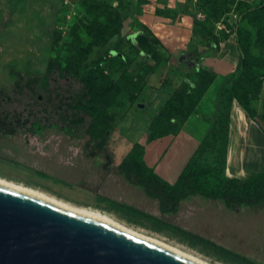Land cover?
<instances>
[{
  "label": "rangeland",
  "instance_id": "rangeland-1",
  "mask_svg": "<svg viewBox=\"0 0 264 264\" xmlns=\"http://www.w3.org/2000/svg\"><path fill=\"white\" fill-rule=\"evenodd\" d=\"M212 1L0 0V88L11 90L18 73L40 77L38 87H45L50 61L59 55L65 72L78 64L89 66L88 84L93 95L88 105L78 104L84 115L73 122L86 125L87 136L82 140L56 127L39 132L36 140L28 141L21 131L0 136V176L78 206L105 211L116 220L211 264H264V208L253 211L243 205L239 212L227 207L224 211L207 212L200 206L192 207L194 199H190L180 207L182 213L162 214L158 200L147 195L141 186L124 177L109 178L99 167L103 157L97 153L102 151L99 141L104 135L108 140L102 153L116 160L130 147L144 144L156 134L151 121L168 103L164 128L176 131L184 123L182 108L190 105L189 88L202 87L207 77L199 74L197 68L205 57L220 54L211 37H203L201 22L219 38H236L237 28L242 25L256 41L257 30L249 23L250 12L264 7V0H219L216 6L227 7L222 13L214 11ZM157 9L170 16H162L170 19L167 24L174 25L166 27L170 37L183 34L182 40L188 42L185 48L172 52L164 43L139 42L141 27L148 26L145 21L152 20ZM231 12L239 14L237 22L229 15ZM194 26L197 32L186 36V29ZM148 27L145 28L149 34L154 32ZM251 51L261 55L258 45L252 46ZM255 73L263 83L259 101L264 107L263 60L255 67ZM235 75H239L238 69ZM212 96L210 90L204 100ZM196 120L192 119L191 129L197 128ZM76 147L80 152L75 153ZM90 151L97 156L90 155ZM191 156L188 145L173 164L174 171L177 173ZM201 160L210 163L212 158L207 154ZM127 207L149 213L166 225ZM167 225L210 240L248 262Z\"/></svg>",
  "mask_w": 264,
  "mask_h": 264
},
{
  "label": "trees",
  "instance_id": "trees-1",
  "mask_svg": "<svg viewBox=\"0 0 264 264\" xmlns=\"http://www.w3.org/2000/svg\"><path fill=\"white\" fill-rule=\"evenodd\" d=\"M217 1L219 0L211 3L215 7L214 11L218 13H222L224 9L227 11L224 4L216 6ZM156 14L170 17L161 9H157ZM250 14L252 18L249 23L256 28L257 39L253 42L250 31L242 25L238 26L236 42L240 51V60L236 69L239 75L236 76L234 71L226 76H220L205 70L201 64L197 68L199 74L207 77L202 87L191 86L189 88L190 105L182 108L185 121L196 116L200 103L212 87L214 88L212 89L214 118L207 125L203 138L184 165L176 182L169 183L160 177L154 168L146 165L145 147L141 143L131 148L119 166L130 182L142 186L150 197L159 201V208L163 214L176 213L180 201L192 194L220 199L235 212L240 211L243 205H247L253 211L264 208V168L260 172L252 173L246 179L228 177L225 173L228 165L230 115L233 101L236 100L256 124L259 125L257 119L264 120V113L260 114L252 104L253 101L260 100L263 89L262 80L255 73V67L260 61H264V7H256ZM200 26L203 37L210 36L219 50L221 39H226L227 35L219 38L205 22H201ZM145 27L148 26L141 27L143 33L138 35L139 42L142 45L152 42L163 45L161 39L154 32L149 34ZM192 32L194 34L197 32L196 26ZM254 45L260 47V56L252 53L251 47ZM50 65L45 87H38L40 77H28L18 73L17 81L11 90L6 87L0 88V136L15 134L18 131L36 135L44 129L53 127L78 138L87 134L88 129L83 122L77 124L73 122L82 119L84 115V110L77 107L78 104L88 105L93 99L88 84L91 77L89 66L78 64L74 70L65 72L61 68L59 55L51 59ZM168 115L169 103L162 109L159 116L152 119L151 127L157 130L148 141L176 134L182 129L184 123L176 131L166 130L164 119ZM107 140V135H104L99 141L102 150L106 149ZM207 154L211 155L210 163L201 160ZM127 208L140 216L166 225L165 222L149 213L131 207ZM167 226L248 262L245 257L179 226Z\"/></svg>",
  "mask_w": 264,
  "mask_h": 264
},
{
  "label": "water",
  "instance_id": "water-1",
  "mask_svg": "<svg viewBox=\"0 0 264 264\" xmlns=\"http://www.w3.org/2000/svg\"><path fill=\"white\" fill-rule=\"evenodd\" d=\"M0 264H199L45 199L0 185Z\"/></svg>",
  "mask_w": 264,
  "mask_h": 264
},
{
  "label": "crops",
  "instance_id": "crops-1",
  "mask_svg": "<svg viewBox=\"0 0 264 264\" xmlns=\"http://www.w3.org/2000/svg\"><path fill=\"white\" fill-rule=\"evenodd\" d=\"M154 16L155 17L152 20L145 22L154 31V33L161 39V41L170 49V51L174 52L178 48L181 49L187 46L188 43L187 40L186 41L182 40L183 39L182 33H174L173 37H170L168 35L167 31L169 30V28L166 27L174 26L173 24L166 23V21H169L170 19H167L165 17L156 14H154ZM186 30L187 32L185 33V35L191 36L192 28L190 27ZM218 51L220 52V54L207 56L204 59H202L200 63L201 66L205 70L217 73L220 76H226L234 72L240 60V51L236 42V38L233 35H231L228 36L226 39L221 40L220 48ZM212 89L214 88L212 87ZM204 98L200 103L199 111L196 114V116L191 117L189 120L185 121L182 126V129L178 131V133L170 134L153 141H146L143 144L145 147L144 160L146 162V165L148 167L154 168L155 172L160 177H162L164 180L168 181L171 184H174L176 182L180 172L184 167V165H181L179 171L176 173L174 171L173 164L177 161L178 158H180L183 149L186 148L188 145L191 146L192 154L194 153V151L196 150V148L200 143V140L203 138L206 132L207 125L214 118V111H213L214 97L212 96L208 100L206 99L204 100ZM252 104L260 114L264 113L263 104L259 100L253 101ZM193 118L197 119L196 120L197 128L195 129L190 128V124ZM200 118L202 120H198ZM257 121L259 125L256 124L248 116L246 111L240 106V104L236 100L233 101L231 107V115H230V140L228 146V165L225 170V173L228 177L246 179L252 173L260 172L263 170L264 122H262L261 119H257ZM53 136L56 137L55 135ZM36 139H38V135L29 137L28 140H36ZM86 146L87 145L84 144L83 149L86 148ZM72 148L73 147H71L70 149ZM131 148L132 147H130L122 155L118 156L116 160H113L112 156L110 155H104V153H102L103 150L101 151V153L98 152L97 153L98 156H100L101 158L103 157V163L101 164V166H99L103 170L102 174H105L109 178L113 177L114 179H119L120 176L127 179L125 175L122 173L123 169L120 168L119 166L123 162V160L127 157ZM76 152L77 153L80 152L78 147L75 148V153ZM89 154L92 155L93 157L97 156L96 152L90 151ZM104 182L102 181L101 183ZM197 196H201V195L192 194L189 197L182 199L179 203V207L176 214L182 213V211L179 210L180 207H182L186 203V201L190 199H194V202H192L191 205L192 207L200 206L202 208H205V211L207 212H211L212 209L224 211V207H227L224 204V202L220 199H213L214 201L216 200L220 201L217 202L219 204H214L213 202H206L204 200H201L200 198H196ZM207 199H212V198H207ZM68 203L76 205L71 202ZM79 207L102 211L100 209L88 207V206H79ZM158 207H159V201H158ZM165 214H169V213H165Z\"/></svg>",
  "mask_w": 264,
  "mask_h": 264
},
{
  "label": "bare ground",
  "instance_id": "bare-ground-1",
  "mask_svg": "<svg viewBox=\"0 0 264 264\" xmlns=\"http://www.w3.org/2000/svg\"><path fill=\"white\" fill-rule=\"evenodd\" d=\"M0 185L7 186V187L12 188L14 190H18V191H21V192H24L27 194L37 196L39 198L45 199L49 202H52L58 206H61L63 208L71 210L73 212H76V213H79V214L100 220V221L105 222L111 226H114V227H116V228H118V229H120V230H122L128 234H131V235L136 236L138 238H141V239L147 240L149 242L163 246V247H165V248H167V249H169L175 253H178V254H180V255H182V256L190 259V260H193L199 264H211L210 262L204 260L203 258H201L195 254L184 251L177 246L166 243L163 240L149 236L140 230H137L133 227H130V226L124 224L123 222L116 220L111 215H109L105 212L95 210V209L75 206V205L70 204L68 202L57 199L56 197H54L52 195L46 194L40 190L34 189L32 187H29V186H25V185L20 184V183H16V182L7 180V179L2 178V177H0Z\"/></svg>",
  "mask_w": 264,
  "mask_h": 264
},
{
  "label": "built area",
  "instance_id": "built-area-1",
  "mask_svg": "<svg viewBox=\"0 0 264 264\" xmlns=\"http://www.w3.org/2000/svg\"><path fill=\"white\" fill-rule=\"evenodd\" d=\"M229 15H231L232 19H234L236 22L240 19V16L237 12H231ZM221 22H218L217 26L221 28Z\"/></svg>",
  "mask_w": 264,
  "mask_h": 264
},
{
  "label": "flooded vegetation",
  "instance_id": "flooded-vegetation-1",
  "mask_svg": "<svg viewBox=\"0 0 264 264\" xmlns=\"http://www.w3.org/2000/svg\"><path fill=\"white\" fill-rule=\"evenodd\" d=\"M48 129V128H47ZM45 130V129H44ZM18 132H20V131H18ZM21 132H23V131H21ZM26 136H27V138L29 139V137H33V136H36V135H38V134H36V135H34V134H32V133H30V132H23ZM16 134V133H15ZM87 135H85L84 137H86ZM84 137H81V138H78V139H83ZM29 141V140H28ZM86 142H88V139H86L85 140V144H86Z\"/></svg>",
  "mask_w": 264,
  "mask_h": 264
}]
</instances>
